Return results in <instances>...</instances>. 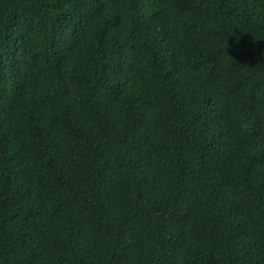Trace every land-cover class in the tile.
<instances>
[{"label":"trees","instance_id":"16d2710c","mask_svg":"<svg viewBox=\"0 0 264 264\" xmlns=\"http://www.w3.org/2000/svg\"><path fill=\"white\" fill-rule=\"evenodd\" d=\"M0 264H264V0H0Z\"/></svg>","mask_w":264,"mask_h":264}]
</instances>
